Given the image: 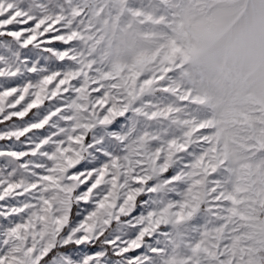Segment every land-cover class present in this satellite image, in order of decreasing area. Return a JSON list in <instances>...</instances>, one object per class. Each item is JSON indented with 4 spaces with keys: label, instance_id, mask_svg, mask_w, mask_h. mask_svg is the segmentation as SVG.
Wrapping results in <instances>:
<instances>
[{
    "label": "snow or ice",
    "instance_id": "1",
    "mask_svg": "<svg viewBox=\"0 0 264 264\" xmlns=\"http://www.w3.org/2000/svg\"><path fill=\"white\" fill-rule=\"evenodd\" d=\"M0 264H264V0H0Z\"/></svg>",
    "mask_w": 264,
    "mask_h": 264
}]
</instances>
